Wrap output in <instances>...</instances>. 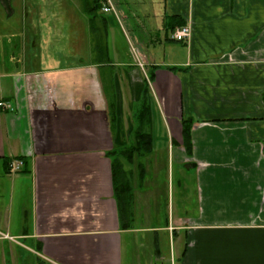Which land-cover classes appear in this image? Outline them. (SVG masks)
<instances>
[{
	"label": "crops",
	"instance_id": "1",
	"mask_svg": "<svg viewBox=\"0 0 264 264\" xmlns=\"http://www.w3.org/2000/svg\"><path fill=\"white\" fill-rule=\"evenodd\" d=\"M105 1L0 0L1 264H264V0Z\"/></svg>",
	"mask_w": 264,
	"mask_h": 264
},
{
	"label": "rangeland",
	"instance_id": "2",
	"mask_svg": "<svg viewBox=\"0 0 264 264\" xmlns=\"http://www.w3.org/2000/svg\"><path fill=\"white\" fill-rule=\"evenodd\" d=\"M80 1V4L82 5V7H84V8H86V10H88L89 12H90V14H91V17H92V19L96 22V25L94 24V25H91V29H90V31H89V33H90V37H91V40H98V41H100V40H102L103 39V36H102V31L100 30V29H97L98 28V26H97V21L100 19L99 17H100V14L99 13H97V11H96V8H95V1L96 0H79ZM98 3H99V5H100V0H98ZM75 4H77L76 3V0H75ZM71 18H72V16H71ZM82 18H85L84 16H83V14H82ZM83 21H85L84 19L82 20V22ZM91 21V20H90ZM98 25H99V22H98ZM96 30L98 31V34L97 33H95L96 32ZM20 39V38H19ZM59 42L62 44V45H64V47H65V49H66V51H68V50H71L73 47H76L77 45H78V38L76 37V35H70V36H68L66 33H63V34H61L60 36H59ZM80 40H81V48H82V52L85 50V43L87 42V40H88V36L87 35H85V34H81V38H80ZM41 43H43L44 42V37H41V41H40ZM36 43H38V40L36 41ZM68 62V61H70V60H65V62ZM38 63H40V61H38ZM37 63V64H38ZM37 64H35L34 63V59H32V64H30V67H32L33 69H35V68H37ZM174 169H175V165H174V167H173ZM153 175V176H152ZM156 179V183H158L159 185H157V187H158V189H163V188H167L168 186H166V184H165V182H166V166L165 167H161L160 169H159V171H158V174L157 175H155L152 171H149L148 172V174H147V179ZM163 182H164V184H163ZM161 194V193H160ZM191 199L193 200V198H192V196H191ZM21 254H22V256L24 257V256H26L25 254H24V252H21ZM18 255L19 254H17L16 253V255L14 256V257H12L11 258V260L10 261H12V263L14 262V264H18V261H17V259H18ZM27 257V256H26ZM25 259V258H24ZM19 260V259H18ZM27 260V259H26ZM17 261V262H16ZM2 263V261H0V264ZM31 263L32 264H37V260L34 258V259H31Z\"/></svg>",
	"mask_w": 264,
	"mask_h": 264
},
{
	"label": "trees",
	"instance_id": "3",
	"mask_svg": "<svg viewBox=\"0 0 264 264\" xmlns=\"http://www.w3.org/2000/svg\"><path fill=\"white\" fill-rule=\"evenodd\" d=\"M97 7L99 8V3H98V0L95 1V8L97 9ZM151 78V77H150ZM145 91L144 93H148L149 92V82L146 81L145 83ZM148 118V108L147 107H139L138 109H136V112H134V119L136 121V123H138L139 127L138 129L135 131V135L138 139H143L141 141V143L136 146L135 149L142 151L144 152L145 150H148L150 148V144H145L144 143V139L146 138H149V135L146 134L143 130H142V126L144 124V122L147 120ZM182 126H183V139H184V145L186 146L187 149H189V142H188V138H189V126H187V122L186 121H183L182 122ZM117 152H112L110 155H116ZM129 157V156H128ZM112 172H113V176H114V191H116L117 194H119V192L123 191V185L122 186H119L118 185V177L119 175H121L123 172H122V167H121V164L117 161V159H113L112 161ZM123 183V182H122ZM125 184V183H123ZM116 194V195H117ZM119 200V198L117 199Z\"/></svg>",
	"mask_w": 264,
	"mask_h": 264
},
{
	"label": "built area",
	"instance_id": "4",
	"mask_svg": "<svg viewBox=\"0 0 264 264\" xmlns=\"http://www.w3.org/2000/svg\"><path fill=\"white\" fill-rule=\"evenodd\" d=\"M101 11L103 13H112L115 16V18L117 19V21H119V24L121 25V22L119 20V17L117 15L115 8L111 5V3L108 0L101 4ZM122 30L126 36V33H125L123 28H122ZM189 36H190V28L188 26H181V27H177L174 30H172L169 38H170V40L175 41V42H183V41L187 40L189 38ZM131 50L133 51L134 48H131ZM3 106H4V104L0 103V107H3ZM22 167H23V161H21V160L12 161L9 164V169L11 172H17Z\"/></svg>",
	"mask_w": 264,
	"mask_h": 264
}]
</instances>
